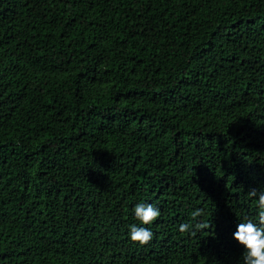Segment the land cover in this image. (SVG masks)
<instances>
[{
  "label": "trees",
  "instance_id": "obj_1",
  "mask_svg": "<svg viewBox=\"0 0 264 264\" xmlns=\"http://www.w3.org/2000/svg\"><path fill=\"white\" fill-rule=\"evenodd\" d=\"M253 188L264 0H0V264H243Z\"/></svg>",
  "mask_w": 264,
  "mask_h": 264
},
{
  "label": "clouds",
  "instance_id": "obj_2",
  "mask_svg": "<svg viewBox=\"0 0 264 264\" xmlns=\"http://www.w3.org/2000/svg\"><path fill=\"white\" fill-rule=\"evenodd\" d=\"M248 198H256L255 204L258 207L257 221L252 219H241L233 232L232 238L242 247L241 259L243 264H264V189L259 192L257 189H250ZM133 212L140 225L129 226V238L133 243L140 245L148 244L153 237L152 231L146 225L152 224L159 216L160 210L152 204L138 203L134 206ZM203 214L202 209L194 210L191 217L195 220ZM203 230L210 228L208 223L197 222L195 225L181 223L179 231L181 233L190 232L192 229ZM192 234H195L192 231Z\"/></svg>",
  "mask_w": 264,
  "mask_h": 264
}]
</instances>
